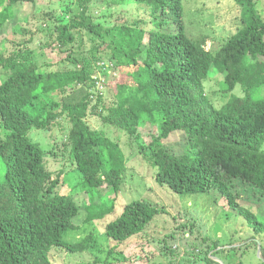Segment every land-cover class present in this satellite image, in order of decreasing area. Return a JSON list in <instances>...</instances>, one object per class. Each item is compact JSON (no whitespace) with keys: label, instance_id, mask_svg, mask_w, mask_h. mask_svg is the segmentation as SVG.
Wrapping results in <instances>:
<instances>
[{"label":"trees","instance_id":"trees-1","mask_svg":"<svg viewBox=\"0 0 264 264\" xmlns=\"http://www.w3.org/2000/svg\"><path fill=\"white\" fill-rule=\"evenodd\" d=\"M259 1L233 0V12L244 27L215 54L200 46L199 37L191 38L184 0H133L144 8L143 17L107 28L94 23L92 14L84 18L86 11L70 21L60 15L47 32L51 37L57 34L55 50L65 54L64 62L71 67L52 72L50 66L36 62L38 51L50 45L36 46L33 35L27 37L26 30L24 39L22 29L17 30L18 21L26 26L33 23L25 14L17 20V11L35 6L37 0H0L5 20L15 30L5 32L0 25L4 36L0 43V264H52L53 250L76 255L93 252L97 240L92 235L79 242L65 239L93 222H104L107 239L118 243L109 250L113 261L129 259L125 251L118 252L119 246L142 238L163 213L146 199L119 205L129 157H143V163L153 168L156 183L177 195L218 191L231 205L233 181L240 180L252 192L250 205L264 204V78L259 79L264 76V20ZM42 23L49 26L45 19ZM144 26L143 38H136ZM85 30L92 42L89 49L83 39ZM42 31L38 27L37 33ZM10 41L17 46L8 55ZM106 62L111 66L103 65ZM211 66L224 75L221 91L231 95L221 108L206 92ZM131 68L149 75L146 84L152 95L134 80L135 75L134 85L116 81L104 85L94 77L98 70L99 75L106 69L126 75ZM106 86L115 90L107 91ZM238 87L244 95L235 94ZM89 111L102 120L103 127L124 135L126 144L109 138L104 128L99 131L87 124ZM61 118L69 124V159L62 170L52 172L44 132L54 124L61 126ZM180 135L186 144L176 154L164 142ZM68 165L82 175V188L76 193L64 185ZM106 189L112 195L104 196ZM81 193H87L84 201L77 198ZM235 207L244 220L242 229L250 228L252 238H260L263 244L264 222L256 209ZM194 227H189L192 234ZM167 235L175 237L171 232ZM209 241L204 237L205 243ZM144 245L149 242L142 250ZM219 247L217 241L213 249L202 250L200 262L220 264L210 258ZM165 249L173 254L169 247ZM237 251L223 249L212 257L233 264Z\"/></svg>","mask_w":264,"mask_h":264},{"label":"rangeland","instance_id":"rangeland-1","mask_svg":"<svg viewBox=\"0 0 264 264\" xmlns=\"http://www.w3.org/2000/svg\"><path fill=\"white\" fill-rule=\"evenodd\" d=\"M85 5L86 9L84 10ZM232 6H235L233 0H184L183 7L187 28L189 34L193 36L191 38L197 40L199 37L200 46L207 47L212 54H215L239 28L244 27L239 14L233 12L235 10L232 9ZM25 7L17 11V20H19L21 15L25 14L33 23L26 26L18 21L17 30L22 29L20 34L24 39L26 33L22 32L26 30L27 37L33 35L36 46L39 44L50 45L46 50L38 51L40 54L37 55L36 62L44 68L50 66L48 69L52 72L67 70L71 67L69 63L64 62L66 59L65 54L55 50L57 46L55 37L57 34L51 37L47 32L49 27L53 29L57 23L58 16H65V19L70 21L72 16H78L82 11H86L84 18H88V15L92 14L91 18L94 23L107 28L130 24L136 19L143 17L144 10L143 7L135 4L133 0H37L35 6L25 5ZM66 10L68 13L65 15L64 11ZM258 10L264 20V0L259 1ZM48 11L56 19L49 18ZM44 19L48 21L49 26L42 23ZM0 25H3L5 32L15 31L6 22L1 9ZM40 26L45 31L38 34L37 30ZM140 29L142 30H139L136 38L138 36L143 38L145 26ZM82 34L88 46L86 49H89L92 42L87 35L88 31L85 30ZM3 37L0 38V43ZM6 46L5 52L9 55L10 52L16 49L17 44L10 41ZM111 64V62H106L103 65L111 66ZM106 70V74L103 72L101 74L102 77H105L104 80L107 79L108 83L116 81L119 84L134 85L135 80L140 83L147 95L153 94L152 89L147 87L146 80L149 75L142 72L144 69L131 68L130 73L126 75H122L123 73H120V71ZM100 72L98 70L94 75L99 76ZM132 75L136 76L134 80ZM56 78L54 76V82L57 81ZM263 78L264 76H259L260 80ZM223 80L224 75L211 66L210 74L205 81V87L209 98L214 99L212 102L218 108H221L223 102L231 96H227L221 91ZM109 89L106 86V90L109 91ZM235 94L238 96L244 95L240 87L236 89ZM85 121L93 129L100 131L104 128L108 132V137L112 140L119 139L122 145L126 144L127 138L124 135L113 129L103 127L102 120L91 111H89L88 118ZM59 122L61 126L54 124L49 131L44 132V135H46L44 142L49 144L46 145L45 149L48 156L47 162L50 164L52 172L62 170L69 159L70 152L69 142L67 141L69 124L66 118H61ZM62 137L64 139H61ZM164 143L167 149L177 154L185 146L186 139L183 135L173 136ZM124 150L126 153L129 152L126 147H124ZM51 152L54 154H51ZM128 159L130 162L124 173V186L119 195L121 198L120 203L118 201L119 205L122 206L121 204H126L130 200L146 199L161 208L163 213L155 218L148 227L147 232L142 234V238H133L123 244L122 247L119 246L118 252L122 250L121 252L125 251V256L129 255V259L122 260L121 263L113 261L109 253L110 248L118 245V243L115 242V245V243H112L114 241L107 239L104 233L105 223L93 222L84 224L81 230L70 232L65 236V239L67 238L72 242H79L89 235L94 236L97 240V245L93 252L76 255L53 250L52 264H107V262H110V264H202L200 262L201 251L213 249L214 245L212 241H210L211 246L208 242L205 243L204 237H209L212 240L220 241L222 245H227L232 241L239 244L242 240L254 236L250 228L240 229L241 221L244 220L240 216V208H236V205L240 204L241 207H248L249 209L255 208L259 214V220L264 222V204L250 205L253 201L250 200V193L252 192L249 191L248 185L243 184L240 180L233 181L235 188L232 194L235 201L230 205L224 197L220 198L218 191H213L211 195H177L170 188L162 187L156 183L153 177L154 170L148 164L143 163L145 162L143 157L136 159H130L129 157ZM69 166L66 168L67 173L63 176L65 179L64 185L69 190L71 188L74 189L76 193L82 188V175L77 170L70 169L74 168L72 165ZM107 195H112L109 189H106L104 196ZM86 196L87 193H81L80 195L78 194L77 198L84 201ZM113 217L115 216L110 215L109 218L113 219ZM104 220L108 221L107 217ZM185 225L189 227L195 226L194 233H191L189 227L184 228ZM232 230L233 235H231ZM239 230L240 232L237 234ZM170 232L175 234L174 238L167 235ZM146 241L149 242V246L145 247L144 245L146 249L142 250ZM262 245L264 253V242ZM166 247H169L173 254L166 250ZM234 255L233 264H240L239 262H242V264H264V257L261 256L260 248L254 245L249 246V243L243 245V249L237 251V254L235 252ZM210 258L213 259L212 257Z\"/></svg>","mask_w":264,"mask_h":264},{"label":"clouds","instance_id":"clouds-1","mask_svg":"<svg viewBox=\"0 0 264 264\" xmlns=\"http://www.w3.org/2000/svg\"><path fill=\"white\" fill-rule=\"evenodd\" d=\"M214 69H215V68H214ZM215 70H216V69H215ZM216 71H217V70H216ZM217 72H218V71H217ZM94 77H97L98 79L101 78V81H102V83H104V85H105V83L107 82V79L104 80L105 77H102V74H100L99 76L96 75V76H94ZM253 237H255V235H254ZM211 241H212V243L217 242V241L212 240V239H211ZM219 242H220V241H219ZM247 243H249V246H250V245L258 246V247L261 249V256L263 257V254H262V244H261L260 240H258V239H253L252 237H251V238H247V239L242 240L241 243H239V244H237V242H235V241H232V242H230V243L227 244V245H222V244H221V247H219L217 250H214L212 254L210 253V254H211L210 257H212V255H214V253H216L217 251H219V250H223V249H230V248H231V249H238V251H241V250L243 249V245H245V244H247ZM208 244L211 246L210 241H209ZM255 244H256V245H255ZM236 247H237V248H236ZM230 257H231V256H230ZM212 258H213L212 260H214V261H216V262H218V263H220V264H224V262L221 261V260L218 258V256H217V258H216V257H212ZM231 260H232V263H233L234 258H232Z\"/></svg>","mask_w":264,"mask_h":264},{"label":"crops","instance_id":"crops-1","mask_svg":"<svg viewBox=\"0 0 264 264\" xmlns=\"http://www.w3.org/2000/svg\"><path fill=\"white\" fill-rule=\"evenodd\" d=\"M239 227H240V229H242V227H241V226H239ZM239 232H240V230H239V231H237V234H238ZM219 234H220V233H219ZM219 234H218V235H219ZM218 235H217V236H218ZM231 235H233V230H232V232H231ZM257 239L259 240L260 238H257Z\"/></svg>","mask_w":264,"mask_h":264},{"label":"water","instance_id":"water-1","mask_svg":"<svg viewBox=\"0 0 264 264\" xmlns=\"http://www.w3.org/2000/svg\"><path fill=\"white\" fill-rule=\"evenodd\" d=\"M260 252H261V249H260Z\"/></svg>","mask_w":264,"mask_h":264}]
</instances>
